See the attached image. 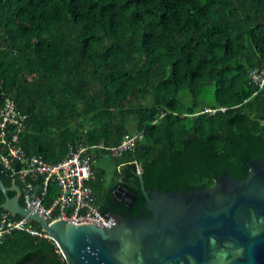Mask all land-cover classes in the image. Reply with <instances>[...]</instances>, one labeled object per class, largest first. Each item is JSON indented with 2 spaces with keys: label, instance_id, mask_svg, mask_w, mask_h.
Masks as SVG:
<instances>
[{
  "label": "trees",
  "instance_id": "16d2710c",
  "mask_svg": "<svg viewBox=\"0 0 264 264\" xmlns=\"http://www.w3.org/2000/svg\"><path fill=\"white\" fill-rule=\"evenodd\" d=\"M263 67L264 0H0V106L11 98L27 115V155L55 164L71 145L143 134L120 157L92 151L104 216L151 215L141 178L150 194L245 177L247 161L264 157V88L250 80ZM0 178L12 187L1 163ZM120 186L136 195L131 206L115 197ZM59 191L49 183L46 207ZM0 264L64 260L53 241L13 232L0 239Z\"/></svg>",
  "mask_w": 264,
  "mask_h": 264
},
{
  "label": "water",
  "instance_id": "95a60500",
  "mask_svg": "<svg viewBox=\"0 0 264 264\" xmlns=\"http://www.w3.org/2000/svg\"><path fill=\"white\" fill-rule=\"evenodd\" d=\"M247 164L241 179L224 175L213 186L183 192L149 194L141 178L143 210L151 215L114 214L111 227L63 219L48 223L21 206L15 180L7 188L0 178L1 207L39 224L58 244L64 264H264V157ZM114 195L127 206L136 199L122 186Z\"/></svg>",
  "mask_w": 264,
  "mask_h": 264
},
{
  "label": "built area",
  "instance_id": "2783aa9c",
  "mask_svg": "<svg viewBox=\"0 0 264 264\" xmlns=\"http://www.w3.org/2000/svg\"><path fill=\"white\" fill-rule=\"evenodd\" d=\"M250 80L258 89L264 88V67L252 69ZM26 126L27 115L18 109L11 98H6L0 106V163L16 183L19 181L22 184L17 183L22 191L19 196L21 206L43 216L48 223L63 219L69 222H87L103 228L115 225L113 215L100 214L96 194L89 185L94 179L93 165L97 159L92 151L98 148L105 152V158H117L125 151L133 150L143 139V134L127 136L113 147L71 145L68 155L54 164L40 157L27 155L20 142V135ZM52 181L58 184L60 195L51 207H46L43 201ZM35 182L42 186L35 188ZM55 211H58L57 216H54ZM32 223L35 222L28 217H14L3 209L0 212V239L13 232H26L34 237L53 241L62 256L58 244L41 227L35 228Z\"/></svg>",
  "mask_w": 264,
  "mask_h": 264
},
{
  "label": "rangeland",
  "instance_id": "374dc122",
  "mask_svg": "<svg viewBox=\"0 0 264 264\" xmlns=\"http://www.w3.org/2000/svg\"><path fill=\"white\" fill-rule=\"evenodd\" d=\"M213 92H214V85L211 84L208 86V88L206 89V96H205V100L206 101H211L213 100ZM98 167H104V168H107V170L109 172H112V167H111V164L109 163V161H103L101 163H99L97 165Z\"/></svg>",
  "mask_w": 264,
  "mask_h": 264
}]
</instances>
